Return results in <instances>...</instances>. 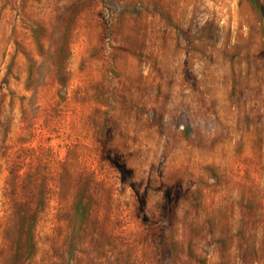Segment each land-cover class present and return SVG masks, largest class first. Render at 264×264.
Here are the masks:
<instances>
[{"label": "rangeland", "instance_id": "rangeland-1", "mask_svg": "<svg viewBox=\"0 0 264 264\" xmlns=\"http://www.w3.org/2000/svg\"><path fill=\"white\" fill-rule=\"evenodd\" d=\"M0 264H264L250 0H0Z\"/></svg>", "mask_w": 264, "mask_h": 264}, {"label": "trees", "instance_id": "trees-1", "mask_svg": "<svg viewBox=\"0 0 264 264\" xmlns=\"http://www.w3.org/2000/svg\"><path fill=\"white\" fill-rule=\"evenodd\" d=\"M250 2L260 12L262 22H264V3L261 0H250Z\"/></svg>", "mask_w": 264, "mask_h": 264}]
</instances>
